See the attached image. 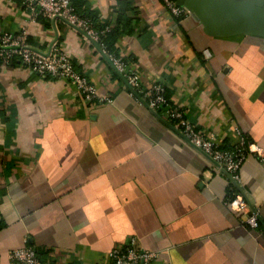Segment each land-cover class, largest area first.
Wrapping results in <instances>:
<instances>
[{
  "label": "crops",
  "instance_id": "crops-1",
  "mask_svg": "<svg viewBox=\"0 0 264 264\" xmlns=\"http://www.w3.org/2000/svg\"><path fill=\"white\" fill-rule=\"evenodd\" d=\"M77 2L110 33L113 55L144 87L162 82L198 131L224 147L241 132L264 150V36H211L189 8L178 19L161 0ZM23 28L42 53L57 36L51 49L112 101L0 59V264L29 245L44 264L108 262L131 238L157 252L151 264H264V155L240 169L239 186L261 214L250 228L227 205L229 176L130 94L102 46L62 18L33 16L23 0H0V34Z\"/></svg>",
  "mask_w": 264,
  "mask_h": 264
},
{
  "label": "built area",
  "instance_id": "built-area-1",
  "mask_svg": "<svg viewBox=\"0 0 264 264\" xmlns=\"http://www.w3.org/2000/svg\"><path fill=\"white\" fill-rule=\"evenodd\" d=\"M23 1L33 16L36 17L42 14L49 19L60 16L70 24L84 30L96 42L99 41V32L93 28L88 19L79 16L75 12L71 0ZM161 1L177 18H183L188 13L184 6L177 4V0ZM102 49L107 54L103 46ZM203 53L206 57L211 55L208 49H205ZM109 57L132 87L130 89L131 95L137 97L136 93L139 94L151 110L164 112L170 122H179L177 129L182 135L207 154L212 161L217 162L219 167L228 172L234 181L240 182V169L250 154L255 153L260 157L264 155L263 148L248 140L241 132H239L240 140L236 145L232 147L220 146L213 138L206 137L202 132L198 131L194 124L185 116L182 108L175 107L169 103L166 95L167 88L162 82H156L149 87H144L139 74L135 70L128 68L124 59L113 54H109ZM0 58L7 64L19 59L29 69L43 77L70 78L88 100L112 101L110 97L98 95L96 86L87 76L75 68L72 60L58 46L53 47L49 55L34 49L29 42L25 28L18 32L4 31L0 34ZM227 205L232 211L243 215V222L250 228H258L260 226V210L259 208H253L249 204L245 192H234L227 201ZM156 256L157 252L140 248L135 238H131L125 246L114 247L108 252V262H98L96 264H151ZM9 259L10 264H44L39 257L37 248L30 245L11 250Z\"/></svg>",
  "mask_w": 264,
  "mask_h": 264
},
{
  "label": "water",
  "instance_id": "water-1",
  "mask_svg": "<svg viewBox=\"0 0 264 264\" xmlns=\"http://www.w3.org/2000/svg\"><path fill=\"white\" fill-rule=\"evenodd\" d=\"M177 4L189 8L201 20L204 31L211 36H230L241 33L264 36V0H177ZM57 18L62 17L56 16L52 18L53 24ZM62 19L65 20L64 18ZM70 25L74 26L72 24ZM76 28L86 34L84 30L78 27ZM88 36L92 39L90 35ZM56 39L57 36L51 43L49 51L45 53L46 55H49L51 52V47L54 45ZM95 44L102 50L99 43L95 41ZM103 55L110 60L108 54L103 52ZM119 74L126 80L123 73L119 72ZM128 86L132 89L130 85ZM136 95L141 101L147 104L139 94L136 93ZM153 112L182 135L174 125L161 117L159 113L156 111ZM212 162L219 166L217 162ZM223 171L239 187V190L243 191L239 183L234 181L228 172Z\"/></svg>",
  "mask_w": 264,
  "mask_h": 264
},
{
  "label": "trees",
  "instance_id": "trees-1",
  "mask_svg": "<svg viewBox=\"0 0 264 264\" xmlns=\"http://www.w3.org/2000/svg\"><path fill=\"white\" fill-rule=\"evenodd\" d=\"M72 1V3H73V6H74V9H75V12L79 15V16H81V17H83V18H86V19H88L90 22H91V24H92V26H93V28H95L98 32H99V35H100V37H99V44L101 45V46H103L105 49H106V51L109 53V54H114V51H113V49H114V42L113 41H110V33L108 34V33H104L103 34V32H101L99 29H97L96 28V26L94 25V23H93V20L90 18V17H88V16H83V15H80L79 14V10H78V8H77V6H78V0H71ZM38 17H45V16H43L42 14H40V15H38ZM177 18V17H176ZM179 19V18H178ZM1 59V58H0ZM166 95H167V92H166ZM168 98V97H167ZM234 185V184H233ZM233 187V189H232V191H231V193L229 194V196L231 197L232 196V194L234 193V191L233 190H236V188H235V185L234 186H232ZM4 225V222H3V220H1L0 219V228L2 227Z\"/></svg>",
  "mask_w": 264,
  "mask_h": 264
}]
</instances>
